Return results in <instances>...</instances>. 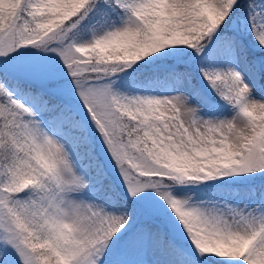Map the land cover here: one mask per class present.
<instances>
[{
	"label": "snow or ice",
	"instance_id": "1",
	"mask_svg": "<svg viewBox=\"0 0 264 264\" xmlns=\"http://www.w3.org/2000/svg\"><path fill=\"white\" fill-rule=\"evenodd\" d=\"M0 264H264V0H0Z\"/></svg>",
	"mask_w": 264,
	"mask_h": 264
}]
</instances>
